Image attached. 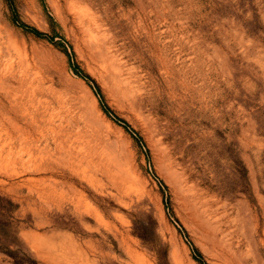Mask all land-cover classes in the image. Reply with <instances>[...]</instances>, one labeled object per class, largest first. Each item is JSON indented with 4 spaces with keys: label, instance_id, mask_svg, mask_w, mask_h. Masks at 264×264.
Returning <instances> with one entry per match:
<instances>
[{
    "label": "rangeland",
    "instance_id": "374dc122",
    "mask_svg": "<svg viewBox=\"0 0 264 264\" xmlns=\"http://www.w3.org/2000/svg\"><path fill=\"white\" fill-rule=\"evenodd\" d=\"M195 258L264 264V0H0V264Z\"/></svg>",
    "mask_w": 264,
    "mask_h": 264
},
{
    "label": "trees",
    "instance_id": "16d2710c",
    "mask_svg": "<svg viewBox=\"0 0 264 264\" xmlns=\"http://www.w3.org/2000/svg\"><path fill=\"white\" fill-rule=\"evenodd\" d=\"M32 29V31L36 34V35H38V36H41V35H43V33L42 32H39L38 30H36V29H34V28H31ZM49 39H51V38H49ZM102 107H103V109H104V111L107 113V114H110L111 112H110V110H109V108L107 107V106H105L104 104L102 105ZM120 121H122L124 124V126H125V128H128L129 126L126 124V122H124L123 120H120ZM192 250H193V252L196 254V255H198L199 257H200V254H199V252H198V250L197 249H195V248H192ZM198 262H199V264H204V262L201 260V258H195ZM26 262H29V261H26ZM31 263V262H30Z\"/></svg>",
    "mask_w": 264,
    "mask_h": 264
},
{
    "label": "bare ground",
    "instance_id": "6f19581e",
    "mask_svg": "<svg viewBox=\"0 0 264 264\" xmlns=\"http://www.w3.org/2000/svg\"><path fill=\"white\" fill-rule=\"evenodd\" d=\"M5 40V39H4Z\"/></svg>",
    "mask_w": 264,
    "mask_h": 264
}]
</instances>
